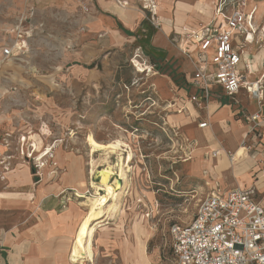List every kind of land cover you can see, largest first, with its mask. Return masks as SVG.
<instances>
[{"label": "rangeland", "instance_id": "1", "mask_svg": "<svg viewBox=\"0 0 264 264\" xmlns=\"http://www.w3.org/2000/svg\"><path fill=\"white\" fill-rule=\"evenodd\" d=\"M177 1L175 8L168 5L158 12L146 0L114 3L127 6L122 26L137 33L178 26V34L166 33L178 48L185 40L181 35L185 27L204 23H183L194 10L203 16L213 12L210 22H217L219 2L227 4V11L252 10L258 31L246 51L251 68L257 64L253 56L264 49V0H208L211 8L206 0L190 5L179 0L183 12L176 14ZM29 5L15 15L12 2L0 0V44L18 40L31 23L36 27L25 52L0 61V189L1 183L10 187L5 206L0 203L2 217L31 222L37 233L43 231V222H50L52 236L59 237L56 246L61 247L67 226L74 225L69 236L73 240L78 223L98 197L90 186L92 178L101 182L108 169L110 182L118 179L122 185L118 211L111 218L105 214L96 231L88 234L87 260L82 264H166L170 226L190 221L205 196L259 184L258 197L264 200V126L235 116L236 121L227 125L223 121L222 127L201 129L202 119L182 91V75L166 67L152 69L153 58L140 51L134 37L92 32V0L35 13ZM114 19L121 24L117 16ZM137 55L147 71L137 70L133 62ZM202 132L208 145L223 147L232 162L240 146L247 158L222 175L212 153L195 152L198 139L206 145ZM90 135L105 145L120 141L121 146L93 152ZM35 143H40L39 149ZM49 145L53 151L42 161ZM95 165L99 167L92 177ZM122 165L126 180L120 179ZM23 166L29 167V182ZM9 171H14L12 179L5 174ZM72 251L71 241L67 248L52 252V264H73Z\"/></svg>", "mask_w": 264, "mask_h": 264}, {"label": "built area", "instance_id": "2", "mask_svg": "<svg viewBox=\"0 0 264 264\" xmlns=\"http://www.w3.org/2000/svg\"><path fill=\"white\" fill-rule=\"evenodd\" d=\"M217 22L185 27L181 51L193 62L194 71L186 82L191 101L207 106L223 95L232 97L241 90L264 102V73L248 80L250 65L244 63L245 46L255 39L254 12L217 4ZM32 30L19 34L16 44L0 47V61L10 60L27 50ZM152 69L156 65H151ZM186 81V79H185ZM184 81V82H185ZM218 86L222 92H217ZM261 125V112L251 115ZM209 122L200 123L205 128ZM170 257L166 264H264V206L257 199L256 186L220 190L201 199L188 222L170 226ZM163 264V263H160Z\"/></svg>", "mask_w": 264, "mask_h": 264}, {"label": "crops", "instance_id": "3", "mask_svg": "<svg viewBox=\"0 0 264 264\" xmlns=\"http://www.w3.org/2000/svg\"><path fill=\"white\" fill-rule=\"evenodd\" d=\"M74 2L76 0H10L12 2L11 14L16 13L15 15H20L22 11L27 9L29 4L33 5L34 13L35 11H40L43 9H48L49 7L55 8L62 5L68 4L69 2ZM89 1V0H88ZM119 1V0H118ZM133 1V0H126ZM157 1V0H155ZM174 1L176 0H161V5L159 6L160 11L168 5L175 8ZM185 5H190L191 1L195 0H180ZM205 0H199L200 4ZM95 9L91 10V29L92 32H101V31H112L115 33H120L124 37L135 38L137 44H139L140 51H143L148 58H153L154 65L157 69H162L163 67L169 68L171 71L182 75V80L185 81V85H181L182 91L186 96H190V91L194 92V89L186 88V82L191 78V75L194 71V64L189 60L181 51L179 46L174 44V39H170L166 33H170V36L178 34V26H172L171 24L165 27V32H151L148 29L140 33L135 32L132 28H124L122 23L127 21V11L125 10L127 6H122L114 3L115 0H92ZM198 2V0H197ZM198 2V3H199ZM197 3V4H198ZM206 5L209 6L208 0H206ZM30 6V5H29ZM197 6V5H196ZM193 10L195 9V7ZM176 14L178 12H183L180 8L179 0L176 3ZM33 13V12H32ZM180 13V14H181ZM193 16L184 19L183 23H208L213 17V12L209 16H203L194 10ZM114 16L118 17V20L121 24L118 25ZM172 16V13L171 15ZM173 17V16H172ZM178 19V17H177ZM24 20L19 21V25L15 26V30L20 29V26L23 25ZM212 22H215L212 21ZM127 24H129L127 22ZM130 25V24H129ZM199 26V25H198ZM118 30H115V28ZM197 27V26H196ZM181 28V27H180ZM26 29L32 30V33L35 32L36 27L31 23ZM120 30V31H119ZM30 36L27 41L29 42ZM12 40V39H11ZM14 39L12 43L3 42L0 44V47L6 44L15 45ZM14 43V44H13ZM250 43L245 46V55L244 63L250 65L251 61L249 59V52L246 51ZM28 47V46H27ZM26 51V50H25ZM23 53V52H21ZM16 55L18 52L15 53ZM256 61L257 64H253V68L250 66V71L246 72L248 80L255 81L258 80L261 75L264 73V49L258 51L253 56V62ZM255 69V71L253 70ZM253 71V72H252ZM257 72V73H254ZM179 77V76H178ZM214 89L221 93L222 90L220 87L215 86ZM190 104L195 109L196 115L201 117V122L207 121L209 125L205 128L213 127L214 124H220L222 127L221 120H224V124L227 125L230 122L236 121L235 116H241L243 119L250 122L251 115L260 111L261 112V125L264 126V102L260 104L259 100L254 96L248 94L245 90H241L238 94L228 97L223 95L221 98H212L209 104L206 106H198L194 102ZM198 106V108L195 107ZM225 112L222 114V111ZM235 110V111H234ZM221 113V115H220ZM220 115V116H219ZM199 123V124H200ZM237 126V125H233ZM232 126V127H233ZM201 128V129H205ZM240 129V128H239ZM243 130V129H242ZM245 131V130H244ZM203 133V132H202ZM204 134V133H203ZM205 135V134H204ZM206 139V135H205ZM261 180V179H260ZM235 187H250L245 185L234 186ZM257 188V199L261 201L264 206V200L258 197V193L262 192L259 184ZM231 189V188H230ZM228 190V189H226ZM260 191V192H259ZM5 198H0V203L4 201ZM49 224L47 228L46 225ZM67 231L62 237L61 247L56 246L58 244L59 237L52 236L51 233V223L47 221L43 222L42 228L43 231L37 233L34 230L33 223L24 222V220L19 219H6L0 215V264H52L51 262V253L60 251V248L65 249L71 243V231L74 229V225L71 224L67 226ZM70 227V229H69ZM58 247L59 249H57ZM66 254V253H65ZM64 254V255H65Z\"/></svg>", "mask_w": 264, "mask_h": 264}, {"label": "bare ground", "instance_id": "4", "mask_svg": "<svg viewBox=\"0 0 264 264\" xmlns=\"http://www.w3.org/2000/svg\"><path fill=\"white\" fill-rule=\"evenodd\" d=\"M146 1L152 3V5H149V6L153 7V9H155L158 12V9H159V6L161 5V3H158V1H155V0H146ZM198 2H199V0H198ZM209 8H211L210 4H209ZM202 12L204 13V11H202ZM14 43H16V40L14 41ZM138 57L139 56L137 55V57L133 61L136 64L137 70L141 71V72L147 71L148 67L144 66V64L141 63L139 59H137ZM151 71H152V69L150 70V72ZM220 115H221V113H220ZM223 121L224 120H221V123ZM25 139H27V137H24V140ZM88 141H89L90 145L92 146L93 152L97 151L98 149H102V148H112L113 150H115V149H117V148H119L121 146V142L120 141L105 145V144L100 143L99 141H97L95 139V137H93L91 135L89 136ZM197 141L198 142H196L195 152L196 153H202V151H203L206 154L212 153L216 157V162H217L216 170L218 172L222 173V175H226V174L229 173L230 166H235V165L239 164L243 159L247 158L245 147H243V146H240V147L236 148V153H235V156H234L233 162H232L229 159V157H228V153L229 152L226 151L223 147L222 148L218 147L219 149H217V148L214 149V148H212L211 146L208 145L207 139H206V145L205 146L203 145V144H205V142L202 141L201 139H198ZM200 143L202 144L201 146H200ZM35 146H36V149H39L40 148V143H35ZM52 151H53V148H52L51 145H49V147L46 150H44V152L42 153L41 160L43 161V159L46 158ZM132 157H133V152H132V150H129V155H128L129 161L132 159ZM185 161H187V160H185ZM23 167H25L23 172L25 173L26 178L27 177L29 178V175L26 172L27 169L29 170V167H27V166H23ZM97 167H99V165L93 166L92 171H90L92 177L94 176L95 170H96ZM104 170L108 171V175L103 176L101 182H96L92 178L90 186H91V189L92 188L95 189V194L98 197L95 199L90 211L88 213L86 212L87 214L83 217L81 222L78 223V225H77V227L75 229V232H74V238L72 240V243H73V251L72 252H73V257H74V259L72 260L73 264H82L83 261H84L83 259L87 260V257H86L87 238H88V234L91 232V230L92 231H96L97 226L100 224V222H102V221H104L106 219V218H104L105 214H106V216L108 218H111L112 217L111 215L118 211L119 196H120V194L122 192L120 189H122V185L120 184L118 179L115 181V184H112L110 182V177H111L112 172L110 170H108V169H104ZM5 174L7 175V177H10L11 179L14 177L13 176L14 171H9V172H7ZM28 178L25 179V180H27V182H29ZM120 179L126 180V173H125L123 165H122V168H121V171H120ZM12 183H14V181ZM22 183H23V181H22ZM31 183H33V181H31ZM9 188L10 187H7V184L1 183L0 198H5L8 195ZM18 190H20V189H18ZM7 202H9V201L7 200ZM4 204H5V202L2 203V206ZM9 205L11 206V204H9ZM15 205H18V204L16 203ZM7 206H8V204H7ZM12 206H14V205H12Z\"/></svg>", "mask_w": 264, "mask_h": 264}]
</instances>
